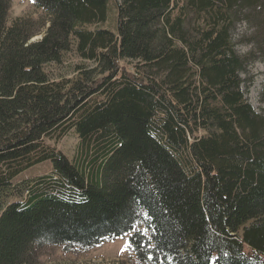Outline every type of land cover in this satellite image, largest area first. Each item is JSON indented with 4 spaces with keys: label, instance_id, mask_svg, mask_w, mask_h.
Returning <instances> with one entry per match:
<instances>
[{
    "label": "trees",
    "instance_id": "obj_1",
    "mask_svg": "<svg viewBox=\"0 0 264 264\" xmlns=\"http://www.w3.org/2000/svg\"><path fill=\"white\" fill-rule=\"evenodd\" d=\"M32 2L43 17L8 25L0 0V264L127 234L138 264H264V113L241 77L264 61V0ZM71 131L93 161L46 143Z\"/></svg>",
    "mask_w": 264,
    "mask_h": 264
},
{
    "label": "rangeland",
    "instance_id": "obj_2",
    "mask_svg": "<svg viewBox=\"0 0 264 264\" xmlns=\"http://www.w3.org/2000/svg\"><path fill=\"white\" fill-rule=\"evenodd\" d=\"M20 17L39 19L43 17V14L35 8L32 0H10V10L7 19L8 25ZM98 28L111 29L112 15H110L107 23L98 26ZM250 37V28L248 29L243 23H237L232 33V44L237 54L244 56L250 51ZM38 39L39 37H36L32 41ZM79 63L80 59L74 52H71L65 56L61 65L46 66L45 70L52 79H57V75L67 78L72 75V66ZM129 64L130 62H121L122 67L130 68ZM241 77L244 82L242 86L244 98L256 113H264V61L254 60L248 63ZM46 143L55 147L57 151L62 153L70 161H75L76 164L83 163L89 157L93 161L94 150L91 148V152H87V149L80 148L78 138L74 131L67 133L59 141H46ZM50 169V162L41 163L22 172L15 178V181L47 176L50 174ZM138 229L143 231L142 226ZM128 239L129 234L110 241H104L87 249L71 248L64 250L63 247L58 246H43L37 251V261L39 264H138L135 256L128 248Z\"/></svg>",
    "mask_w": 264,
    "mask_h": 264
},
{
    "label": "snow or ice",
    "instance_id": "obj_3",
    "mask_svg": "<svg viewBox=\"0 0 264 264\" xmlns=\"http://www.w3.org/2000/svg\"><path fill=\"white\" fill-rule=\"evenodd\" d=\"M129 247H130V245H129Z\"/></svg>",
    "mask_w": 264,
    "mask_h": 264
}]
</instances>
